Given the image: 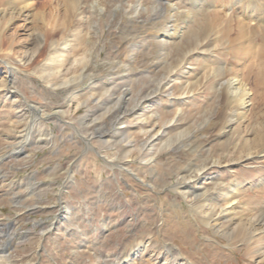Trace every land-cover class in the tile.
<instances>
[{"label": "rangeland", "instance_id": "rangeland-1", "mask_svg": "<svg viewBox=\"0 0 264 264\" xmlns=\"http://www.w3.org/2000/svg\"><path fill=\"white\" fill-rule=\"evenodd\" d=\"M69 1L0 0V264H264V0Z\"/></svg>", "mask_w": 264, "mask_h": 264}, {"label": "bare ground", "instance_id": "bare-ground-1", "mask_svg": "<svg viewBox=\"0 0 264 264\" xmlns=\"http://www.w3.org/2000/svg\"><path fill=\"white\" fill-rule=\"evenodd\" d=\"M77 0H70L68 3H75ZM64 3V2H63ZM79 3V2H77ZM76 3V4H77ZM65 4V3H64ZM75 4V5H76ZM66 6V4H65ZM64 6V7H65ZM63 7V8H64ZM67 7V6H66ZM65 7V8H66ZM68 8V7H67ZM66 12V10H65ZM240 24V23H239ZM7 56V58H9L8 56H10V53H11V49L7 48L5 50V52ZM4 57V56H3ZM82 61V60H81ZM76 62V61H75ZM78 62V61H77ZM5 68H6V71L7 73L10 71V68H9V65L5 64ZM5 73V74H7ZM6 77V75H5ZM251 92L249 91V88H247V85L245 84V82L240 78H231L229 81H228V84L226 86V89L224 91V101H223V109H224V112H227V111H231L232 109H241V110H244L246 108V106L249 105L250 103V96H251ZM230 108V109H229ZM34 112V111H33ZM223 112V111H222ZM36 113V112H35ZM34 113V114H35ZM245 114H240V117H244ZM214 126V125H213ZM153 138V137H152ZM200 171H198L194 176L196 177L197 175H199ZM180 188L182 187H176V190H180ZM234 194V193H233ZM231 201V200H230ZM228 201L226 205L232 203ZM210 206V205H208ZM224 209H227L224 208ZM223 209V211H224ZM231 209V208H230ZM229 210V209H228ZM252 221H249L247 224L249 225V229H251L252 232H255V231H259V228H255L253 224H251ZM256 226V225H255ZM260 259L261 260H264V251L261 252V256H260ZM183 260V259H182Z\"/></svg>", "mask_w": 264, "mask_h": 264}]
</instances>
